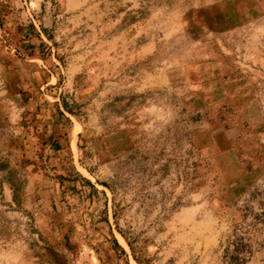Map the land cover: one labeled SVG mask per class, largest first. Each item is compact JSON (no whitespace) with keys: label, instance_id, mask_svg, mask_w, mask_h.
<instances>
[{"label":"rangeland","instance_id":"1","mask_svg":"<svg viewBox=\"0 0 264 264\" xmlns=\"http://www.w3.org/2000/svg\"><path fill=\"white\" fill-rule=\"evenodd\" d=\"M235 231L264 264V0H0V264H224Z\"/></svg>","mask_w":264,"mask_h":264},{"label":"trees","instance_id":"2","mask_svg":"<svg viewBox=\"0 0 264 264\" xmlns=\"http://www.w3.org/2000/svg\"><path fill=\"white\" fill-rule=\"evenodd\" d=\"M117 246L125 254L124 249L118 244ZM250 248L251 247L245 243V240L239 237L238 232L235 231L233 239L228 241V248L224 256V264H247L248 256L252 253Z\"/></svg>","mask_w":264,"mask_h":264}]
</instances>
